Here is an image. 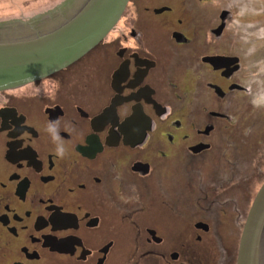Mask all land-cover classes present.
I'll return each instance as SVG.
<instances>
[{"label":"flooded vegetation","instance_id":"flooded-vegetation-1","mask_svg":"<svg viewBox=\"0 0 264 264\" xmlns=\"http://www.w3.org/2000/svg\"><path fill=\"white\" fill-rule=\"evenodd\" d=\"M213 1L130 0L104 40L45 78L115 48L96 89L42 119L21 99L49 89L18 88L20 104L0 92V264H238L262 185L231 140L243 53L222 52L228 11L207 31Z\"/></svg>","mask_w":264,"mask_h":264},{"label":"rangeland","instance_id":"rangeland-1","mask_svg":"<svg viewBox=\"0 0 264 264\" xmlns=\"http://www.w3.org/2000/svg\"><path fill=\"white\" fill-rule=\"evenodd\" d=\"M68 1L70 0H0V23L21 25V23L46 13L58 11ZM210 4L211 12L208 14L210 19H208L207 31L220 23V12L228 11L226 38L222 41L219 40L224 47L221 48L222 52L235 55H241V51L243 53L242 72L239 80L241 79V85L247 91L244 94L238 93V97L231 98V102L234 101L231 115H235V119L232 118L231 121L240 122V127L231 134V140L239 144V150L236 152L239 157L241 156L240 161L244 165L241 169L245 170L246 181L256 180L258 183L256 189H259V184L261 183L262 186L264 184V0H215ZM214 46L217 50L220 44L214 43ZM115 50V48L113 51L108 49L102 60L96 56L90 57L86 65L81 66L79 70L64 73L65 79L60 82L45 79L27 87L29 91L49 89L50 93L44 92L47 94V99L38 97L34 100L31 98L21 99L26 102L25 106L19 101L22 95L20 93L28 94L25 87L8 89L6 94L12 98L13 103L22 105V110L31 111L33 116L42 119L43 108L47 103L51 104L57 101L74 105L78 100L74 93L78 95L82 85L87 88L86 93L95 90L94 79L98 75L106 74L104 69L107 70L110 64L109 55L114 59ZM116 63L117 60L112 68ZM94 67L96 70H93ZM110 70L107 72L106 83ZM76 72L81 74L80 78L75 76ZM51 91H55V95L51 96ZM158 136L157 132L154 136L155 140ZM257 168H259V173L254 174L258 170Z\"/></svg>","mask_w":264,"mask_h":264},{"label":"water","instance_id":"water-1","mask_svg":"<svg viewBox=\"0 0 264 264\" xmlns=\"http://www.w3.org/2000/svg\"><path fill=\"white\" fill-rule=\"evenodd\" d=\"M108 1L70 0L58 11L21 25L0 23V92L55 74L95 48L119 22L130 0H114L110 5ZM96 16L101 27L78 40ZM238 264H264V184L245 224Z\"/></svg>","mask_w":264,"mask_h":264},{"label":"bare ground","instance_id":"bare-ground-1","mask_svg":"<svg viewBox=\"0 0 264 264\" xmlns=\"http://www.w3.org/2000/svg\"><path fill=\"white\" fill-rule=\"evenodd\" d=\"M114 0H109L108 1V5L112 4ZM96 15L98 16V13H96ZM93 20H91L83 29L82 32H80L78 35H77V39H81L82 37L84 36H88V35H92L94 34L95 32H97V30L101 27L102 25V22L99 20L100 18L97 17ZM112 31V29L109 31V33ZM109 33L107 35H109ZM104 40V39H103ZM62 71V70H61ZM60 72V71H59ZM58 73V72H57ZM52 76V75H50ZM50 76H47L46 78L50 77ZM45 79V78H43ZM43 79L41 80H38V81H42ZM37 82V81H36ZM32 83H35V82H32ZM31 83V84H32Z\"/></svg>","mask_w":264,"mask_h":264},{"label":"clouds","instance_id":"clouds-1","mask_svg":"<svg viewBox=\"0 0 264 264\" xmlns=\"http://www.w3.org/2000/svg\"><path fill=\"white\" fill-rule=\"evenodd\" d=\"M61 152H62V150H61Z\"/></svg>","mask_w":264,"mask_h":264}]
</instances>
